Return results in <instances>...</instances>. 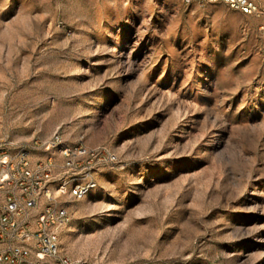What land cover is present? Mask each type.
I'll return each mask as SVG.
<instances>
[{
	"label": "rangeland",
	"instance_id": "obj_1",
	"mask_svg": "<svg viewBox=\"0 0 264 264\" xmlns=\"http://www.w3.org/2000/svg\"><path fill=\"white\" fill-rule=\"evenodd\" d=\"M248 1L0 0V140L100 151L96 186L62 198L74 261L264 264V0Z\"/></svg>",
	"mask_w": 264,
	"mask_h": 264
},
{
	"label": "built area",
	"instance_id": "obj_2",
	"mask_svg": "<svg viewBox=\"0 0 264 264\" xmlns=\"http://www.w3.org/2000/svg\"><path fill=\"white\" fill-rule=\"evenodd\" d=\"M184 1L255 9L248 0ZM99 154L83 142L67 145L59 132L23 143L0 140V264H79L61 248V232L72 221L62 198L81 200L96 186Z\"/></svg>",
	"mask_w": 264,
	"mask_h": 264
}]
</instances>
